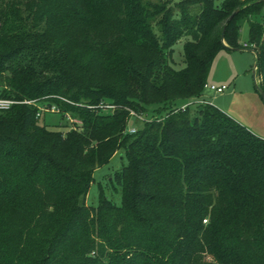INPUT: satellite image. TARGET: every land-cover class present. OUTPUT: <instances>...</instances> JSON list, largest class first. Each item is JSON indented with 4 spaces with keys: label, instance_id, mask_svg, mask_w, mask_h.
Returning <instances> with one entry per match:
<instances>
[{
    "label": "trees",
    "instance_id": "1",
    "mask_svg": "<svg viewBox=\"0 0 264 264\" xmlns=\"http://www.w3.org/2000/svg\"><path fill=\"white\" fill-rule=\"evenodd\" d=\"M242 23L264 95L262 0H0V98L80 123L0 111V264H264V139L211 104L179 109ZM124 108L146 118L133 134ZM117 151L119 205L86 206Z\"/></svg>",
    "mask_w": 264,
    "mask_h": 264
},
{
    "label": "rangeland",
    "instance_id": "2",
    "mask_svg": "<svg viewBox=\"0 0 264 264\" xmlns=\"http://www.w3.org/2000/svg\"><path fill=\"white\" fill-rule=\"evenodd\" d=\"M152 2L168 1L173 4L179 0H150ZM218 6L222 0H212ZM246 24L242 23L239 30L238 51L218 50L212 57L205 77V83L223 85L227 88L222 94L204 92L203 98L211 105L226 113L236 122L240 123L255 136L264 139V103L259 91L257 76L252 74L255 57L252 51L242 48L245 41ZM182 42L178 41L172 46L170 65L174 69L183 67ZM48 130L64 132L68 128L66 120L57 114L44 113L38 120ZM139 122L129 120L127 127H139ZM125 161L121 152L117 151L108 163L96 169L87 194L84 198L86 206L95 207L99 192L112 204L119 205L120 196L118 187L109 183L108 178L119 169Z\"/></svg>",
    "mask_w": 264,
    "mask_h": 264
},
{
    "label": "built area",
    "instance_id": "3",
    "mask_svg": "<svg viewBox=\"0 0 264 264\" xmlns=\"http://www.w3.org/2000/svg\"><path fill=\"white\" fill-rule=\"evenodd\" d=\"M242 48H244V49L250 48L251 49L252 45L246 46L245 44H243ZM252 70L254 72L255 67H253ZM226 89L227 88L223 85H213V84L204 83L202 85L201 95L197 98L187 100L186 102H184L183 104H181L179 106V109L183 110L185 107L190 106V105L209 104L203 98L204 97L203 94L205 91L212 93V94L219 95V94H222L224 91H226ZM58 99L63 101V102L69 103L68 101H66L62 98L58 97ZM14 104L34 105L37 108V111L35 113L36 118H39L44 113L59 114V109L54 105H50L47 107V106H42V105L36 104V102L34 100L15 101L12 99H3V98H0V111H6ZM97 107L102 109V110H108L110 112L116 108V106L111 105V104H99ZM125 110L127 111V119H126V126H125L124 133L133 134L135 132V127H127L128 121L131 119V120H135V121L141 123V122H144L146 120V118L142 114L135 113L132 110H128V109H125ZM63 118L66 120V123L69 125L67 129H79L80 123L78 120H76L75 118H72L67 113L63 114Z\"/></svg>",
    "mask_w": 264,
    "mask_h": 264
},
{
    "label": "water",
    "instance_id": "4",
    "mask_svg": "<svg viewBox=\"0 0 264 264\" xmlns=\"http://www.w3.org/2000/svg\"><path fill=\"white\" fill-rule=\"evenodd\" d=\"M262 1H264V0H262ZM253 67H254V66H253ZM252 74H254V72H252ZM259 96H260L262 102L264 103V95H263V93H261L260 91H259Z\"/></svg>",
    "mask_w": 264,
    "mask_h": 264
},
{
    "label": "crops",
    "instance_id": "5",
    "mask_svg": "<svg viewBox=\"0 0 264 264\" xmlns=\"http://www.w3.org/2000/svg\"><path fill=\"white\" fill-rule=\"evenodd\" d=\"M246 34H247V28H246V32H245V41H244V43L243 44H245V42H246ZM242 44V45H243ZM229 51H238V50H229ZM254 55V54H253ZM227 90V89H226Z\"/></svg>",
    "mask_w": 264,
    "mask_h": 264
}]
</instances>
